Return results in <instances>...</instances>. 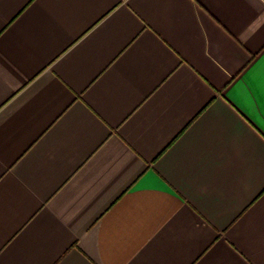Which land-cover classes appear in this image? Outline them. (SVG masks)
<instances>
[{
  "label": "crops",
  "instance_id": "1",
  "mask_svg": "<svg viewBox=\"0 0 264 264\" xmlns=\"http://www.w3.org/2000/svg\"><path fill=\"white\" fill-rule=\"evenodd\" d=\"M264 0H0V264H264Z\"/></svg>",
  "mask_w": 264,
  "mask_h": 264
},
{
  "label": "snow or ice",
  "instance_id": "2",
  "mask_svg": "<svg viewBox=\"0 0 264 264\" xmlns=\"http://www.w3.org/2000/svg\"><path fill=\"white\" fill-rule=\"evenodd\" d=\"M262 100H264V94H262Z\"/></svg>",
  "mask_w": 264,
  "mask_h": 264
}]
</instances>
